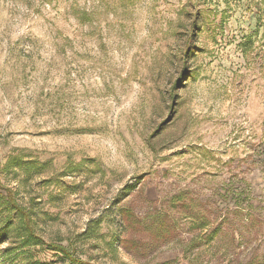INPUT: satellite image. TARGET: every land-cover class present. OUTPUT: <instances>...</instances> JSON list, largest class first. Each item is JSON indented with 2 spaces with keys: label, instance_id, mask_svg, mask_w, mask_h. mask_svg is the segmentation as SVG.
Returning a JSON list of instances; mask_svg holds the SVG:
<instances>
[{
  "label": "rangeland",
  "instance_id": "1",
  "mask_svg": "<svg viewBox=\"0 0 264 264\" xmlns=\"http://www.w3.org/2000/svg\"><path fill=\"white\" fill-rule=\"evenodd\" d=\"M0 264H264V0H0ZM89 231L90 236H83Z\"/></svg>",
  "mask_w": 264,
  "mask_h": 264
},
{
  "label": "trees",
  "instance_id": "2",
  "mask_svg": "<svg viewBox=\"0 0 264 264\" xmlns=\"http://www.w3.org/2000/svg\"><path fill=\"white\" fill-rule=\"evenodd\" d=\"M0 190H5L0 184ZM8 192V206H10L11 210L15 212L18 221L20 224L17 228V238L20 241V245L22 247L26 246H47L49 250H52L54 252H57L58 254H61L65 259H68L70 261V264H86L83 260L75 258L74 252H71V250L68 247H65L63 245H56V244H50L47 243L44 239H42L40 236H38L35 233V221L33 220V217L31 216V213L27 212L26 210H23L15 200H13L10 197V192ZM89 231H87L83 236H90Z\"/></svg>",
  "mask_w": 264,
  "mask_h": 264
}]
</instances>
